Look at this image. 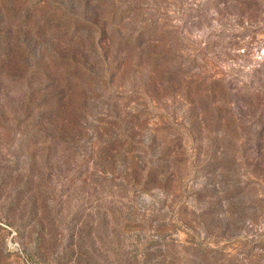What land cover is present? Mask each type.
Returning a JSON list of instances; mask_svg holds the SVG:
<instances>
[{
	"label": "rangeland",
	"instance_id": "374dc122",
	"mask_svg": "<svg viewBox=\"0 0 264 264\" xmlns=\"http://www.w3.org/2000/svg\"><path fill=\"white\" fill-rule=\"evenodd\" d=\"M0 2L85 76L43 104L56 40L0 58V264H264V0Z\"/></svg>",
	"mask_w": 264,
	"mask_h": 264
},
{
	"label": "trees",
	"instance_id": "16d2710c",
	"mask_svg": "<svg viewBox=\"0 0 264 264\" xmlns=\"http://www.w3.org/2000/svg\"><path fill=\"white\" fill-rule=\"evenodd\" d=\"M5 3L0 2V23L6 28V33H2L0 31V58L10 57L13 61L18 60L16 56H18V50H19V44H20V33L23 35L22 38L24 42L29 38V33H31V38L34 40L42 39V38H51L52 40H56L55 43H53V47L50 49H54L53 51V57L52 60L53 64L47 65L46 69L43 70L38 74H42L44 79H47L50 87L53 88V95H49L48 97L45 96L40 100L43 104H56L60 105L65 102V100L70 97L74 91H73V83L77 80H84L85 76L81 77L79 79V75L76 73L77 70V64L74 59V55L82 54L76 52L74 49V45L80 42L81 36L76 35L74 22L67 23V19H64V22H55L52 20L53 13H57L58 10L55 7L54 11H50L48 16L44 17L42 20L35 19L36 23L35 25L31 24V22L23 23L22 21H19L20 18L28 17L31 18V15L33 12L31 11L32 7H26V14L21 17L18 15L19 11L21 9L17 7H13L14 3L11 5V7L3 9V5ZM10 4V3H9ZM33 6H36L34 4ZM62 16H59L61 18ZM56 20V19H55ZM4 22H7L10 24V27L13 29H8L9 26H6ZM23 30V31H22ZM159 31V29L157 30ZM159 35H163V32ZM66 39V40H64ZM23 50V49H22ZM141 55L145 56L144 63L146 65L151 62L152 64H155V56L154 54H143ZM159 64V63H156ZM157 67V66H156ZM70 68V70H67ZM73 69V71H71ZM156 71V69H154ZM153 70V71H154ZM152 71V72H153ZM168 74V73H167ZM29 79H27L28 84H32L33 82H37V79L34 75V70L30 71L28 74ZM168 77V75L165 76V78ZM33 81V82H32ZM169 80V78L166 80V83ZM63 83V84H62ZM32 89V88H31ZM33 90V89H32ZM30 90L29 97H34L33 91ZM50 96L56 97V98H50ZM49 100H51L49 102ZM130 123V121H127L126 123ZM122 138L128 139L133 138L132 136H129L128 134H122ZM54 140V139H52ZM50 143H54L51 141Z\"/></svg>",
	"mask_w": 264,
	"mask_h": 264
}]
</instances>
